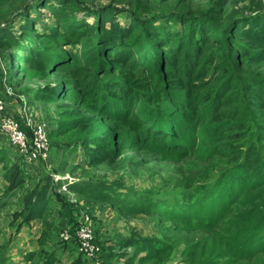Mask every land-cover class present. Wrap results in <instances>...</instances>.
I'll return each instance as SVG.
<instances>
[{"label": "rangeland", "instance_id": "1", "mask_svg": "<svg viewBox=\"0 0 264 264\" xmlns=\"http://www.w3.org/2000/svg\"><path fill=\"white\" fill-rule=\"evenodd\" d=\"M258 16L264 17V0H0V147L9 156L2 155L4 162L17 166L25 180L5 192L0 159V264H78L82 242L99 248L89 264H101L113 243L121 246L107 259L111 264H264V241L258 232L251 237L248 232L249 243L240 239V231L237 241L221 238L226 224L230 228L231 219L242 214L224 205L229 200L223 198L229 182L218 183L219 173L233 169L238 155L252 146L264 154V108L249 104L245 96L221 108L212 104V92L224 85L219 71L225 57L211 61V54L203 55L199 62L205 73L191 80L188 88L175 74L158 69L160 65L168 69L163 60L159 66L141 61L133 68L104 60L109 68L98 79L105 87L115 81L125 85L126 94L137 97L134 105L139 108L148 106L143 96L158 90L180 99L199 90L203 109L211 117L207 125L225 128L215 139L217 151L206 153L202 161L176 156V152L169 156L132 151L124 142L126 126L98 122V115L66 99L71 93L68 88L81 90L66 83L77 78L67 67L84 50V43L100 46L95 33L101 24L120 31L116 44L127 55L141 49L136 48L138 44L149 46L158 40L161 44L167 38L174 49L193 27L191 46L201 47L206 36H215L209 29L223 30L230 21ZM222 38L221 44L206 43L212 53L226 52L228 41ZM165 44L149 50L152 64H158L159 51L171 52ZM226 58L235 70L251 74L254 84L264 80V60L237 59L234 51ZM51 62L60 70L46 69L45 75L42 69ZM89 75L93 79L94 71ZM99 91V103L115 101L103 99ZM162 112L166 113L165 108ZM77 119L96 123L99 132L112 131L111 161H92L81 147L85 133L69 129L72 126L63 128ZM200 130L197 127L195 132ZM118 134L123 136L117 139ZM235 135L245 136L241 145ZM230 144L236 145L230 148ZM49 178L50 213L31 220L19 217L26 195ZM203 196L215 197V202L205 203ZM244 201L243 197L240 202ZM139 205H146L147 211H138ZM204 205L211 210L207 219L200 212ZM164 210H170V215H164Z\"/></svg>", "mask_w": 264, "mask_h": 264}, {"label": "trees", "instance_id": "2", "mask_svg": "<svg viewBox=\"0 0 264 264\" xmlns=\"http://www.w3.org/2000/svg\"><path fill=\"white\" fill-rule=\"evenodd\" d=\"M195 29L196 27H193V30L189 31L187 35L183 34L178 40V46L174 49H171L170 40L167 38L161 41V44L159 40L151 42L152 44L149 46L142 47V44H138L136 48L141 49L125 55L123 52L124 48L121 49L122 46L118 43L116 44L120 31L107 30L104 24H101L99 28L100 32L95 33L100 46L94 48L92 45L95 43H84V50L76 56V59L71 61L73 64L67 67L68 73L77 78L80 77V79L76 78L66 83L78 85L81 87V90L72 91L71 88H68L71 93L66 94V99L78 103L84 111L98 115V122L121 123L126 126L127 130L124 133V142L129 145L132 151L145 153L159 152L169 156H172L173 152H176V156L199 158L202 161L206 153L217 151L214 148L215 139L221 134L222 129L225 130V128L214 127L213 124L207 125L211 117L203 109L205 104L200 102L199 90L195 91V94H187L181 99L172 96L171 93L165 90H158L154 95L141 96L144 100L147 98V105L149 107H145V104L139 108L134 105L137 97H131V92L126 94V86L117 85L119 81H115L111 87L103 86L102 81L101 84L98 82L99 76L103 75L104 72L106 73L109 68L104 64V60H111L112 63L120 62L125 66H129V68L136 67L135 65H138L141 61H144L148 66H159L163 60L170 68L164 69L163 65H160L158 69H162L172 75L175 74L181 84L188 88L192 87L191 80L205 73L204 64H201L199 59L205 54H211V61L213 57L218 56H223L226 59L224 63H221L219 71L224 75L222 79L224 85L212 92L210 96V98L214 99V103L212 104L216 108H221L232 103H238L245 96L249 104L264 108V80H259L260 82L257 80L258 85L254 84L255 78L251 74L235 70L232 62H229L226 58V56L234 51V56L237 59L264 60V17L239 18V20L230 21L227 26H224L223 30L220 28L215 31L209 29L208 33L214 32L215 36L213 38L206 36L201 47L191 46L190 36L194 34ZM222 37H226L224 41H228L226 52L224 54L212 53L211 47L206 43L214 42L221 44L223 42ZM193 43L194 45L198 44L195 39H193ZM162 44L168 45L167 47L171 52L164 55L162 51H159L160 60L158 64H152L149 50L158 49ZM128 57L129 59L127 60ZM49 66L42 69L45 75H47L46 69L56 67L55 73L60 70L59 65L56 63L51 62ZM92 71H94V78L90 79L91 76L89 74ZM121 71L125 72L126 69L122 68ZM159 86L162 87L161 84ZM98 91L102 93L100 96L103 99L113 98L115 101L109 103L103 100V103H99L97 98ZM149 104L152 105L151 108ZM161 104L164 106H161ZM164 108L166 110L165 114L162 112ZM76 115L74 114V116ZM164 117L167 120L162 122L161 119ZM67 126H72L69 129L76 128L85 133V137L82 138L81 147L87 150V156L92 161L107 162L112 160V156L115 153V148L112 147L113 140H111L112 131L99 132L100 128L96 123H87L83 119H77L71 125L67 124L63 128H67ZM197 127H201V130L195 132ZM128 131H134V134H129ZM193 134H196V136L194 135L195 138L192 137ZM119 135L123 136V134H118L116 136L117 139ZM234 137L236 138L235 141L241 145L244 141L242 138L245 136L235 135ZM235 145L230 144L229 147L232 148ZM201 146L204 148L198 150V147ZM0 151H2L0 159L3 177L7 185L5 192H10L22 186L25 180L17 166H11L4 162L2 155L4 153L7 154V151L1 147ZM7 157H9L8 154ZM235 162L234 168L226 172L225 175L219 173L217 181L220 184L223 181L229 182V185L225 186L223 195L224 199L229 197V200L224 205L228 208L238 209L242 215L237 216L238 219L236 217L231 219L230 223L232 226L235 223L237 224L234 228L232 226L229 228L226 224L225 227L227 229L222 230L221 238L225 239L228 237L233 241H237L236 238L239 236L238 233L240 231V239L249 243L248 232L250 234L249 237L254 236L258 232L261 235L260 241H264V223H261L262 217H264V154L260 149L252 146L238 155ZM49 182L50 178L47 180V184L37 187L26 195L25 204L19 213V217L31 220L37 217L41 218L44 214H48L47 212L50 213L46 200ZM233 187L236 189L235 192L231 189ZM206 190L205 188L202 195L205 194ZM203 197L205 203L215 202V197L208 196V200H206L205 196ZM243 197L245 201L241 203L240 201H242ZM127 200L129 201V198ZM145 206L139 205L138 211H147L148 208H145ZM200 212L202 215H205L206 219L211 216V210L207 205H204L202 210L200 208ZM163 214L169 216L170 210H164ZM253 214L256 218L252 216ZM44 221L48 223L47 220ZM233 241H230L228 245H232ZM253 244L249 248H245V251L249 252L253 248ZM120 246L113 243L107 250L113 254V252L118 251ZM111 253L103 254L101 264H111L107 260L112 255ZM76 258L75 262L78 264H89V261L84 259L81 254L77 255ZM49 259L50 261L53 260L52 257H49Z\"/></svg>", "mask_w": 264, "mask_h": 264}, {"label": "built area", "instance_id": "3", "mask_svg": "<svg viewBox=\"0 0 264 264\" xmlns=\"http://www.w3.org/2000/svg\"><path fill=\"white\" fill-rule=\"evenodd\" d=\"M0 108H2L1 104H0ZM81 236H83V235H81ZM89 237L91 238L92 236H89ZM66 238H68V237H65V239ZM78 248H79V251L81 252V255L83 256V258H85L89 262H92L96 259V251L97 252L99 251V248L95 249V248L89 246V244L85 243V242H82L81 244L79 243Z\"/></svg>", "mask_w": 264, "mask_h": 264}]
</instances>
